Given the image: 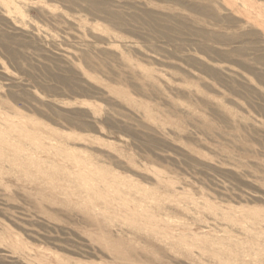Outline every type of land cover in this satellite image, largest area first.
<instances>
[{"label": "rangeland", "instance_id": "1", "mask_svg": "<svg viewBox=\"0 0 264 264\" xmlns=\"http://www.w3.org/2000/svg\"><path fill=\"white\" fill-rule=\"evenodd\" d=\"M0 133V264H264V0H0Z\"/></svg>", "mask_w": 264, "mask_h": 264}, {"label": "bare ground", "instance_id": "2", "mask_svg": "<svg viewBox=\"0 0 264 264\" xmlns=\"http://www.w3.org/2000/svg\"><path fill=\"white\" fill-rule=\"evenodd\" d=\"M18 3H21V2H19L18 1ZM22 4H27V3H22ZM8 5L10 6V4L8 3ZM9 136H6L4 133L3 134H1L0 133V142H2V143H6V144H8V146H12V142H11V140H9ZM32 144V143H31ZM29 142H26V143H20V145H22V146H24V145H31ZM30 147H32V145L30 146Z\"/></svg>", "mask_w": 264, "mask_h": 264}]
</instances>
